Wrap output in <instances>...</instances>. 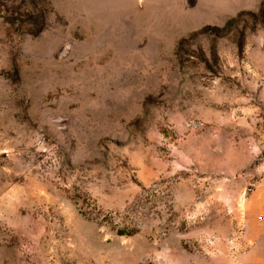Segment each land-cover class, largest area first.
Returning a JSON list of instances; mask_svg holds the SVG:
<instances>
[{
  "label": "rangeland",
  "instance_id": "1",
  "mask_svg": "<svg viewBox=\"0 0 264 264\" xmlns=\"http://www.w3.org/2000/svg\"><path fill=\"white\" fill-rule=\"evenodd\" d=\"M263 177L264 0H0V264H242Z\"/></svg>",
  "mask_w": 264,
  "mask_h": 264
},
{
  "label": "crops",
  "instance_id": "2",
  "mask_svg": "<svg viewBox=\"0 0 264 264\" xmlns=\"http://www.w3.org/2000/svg\"><path fill=\"white\" fill-rule=\"evenodd\" d=\"M189 0H186L188 4ZM248 219L244 233L242 264H264V177L253 189L249 199ZM258 216L261 219H258Z\"/></svg>",
  "mask_w": 264,
  "mask_h": 264
}]
</instances>
